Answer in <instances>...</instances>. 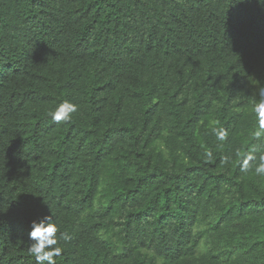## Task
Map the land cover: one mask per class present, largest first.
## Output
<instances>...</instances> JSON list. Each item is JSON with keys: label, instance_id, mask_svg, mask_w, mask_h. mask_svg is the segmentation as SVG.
<instances>
[{"label": "trees", "instance_id": "trees-1", "mask_svg": "<svg viewBox=\"0 0 264 264\" xmlns=\"http://www.w3.org/2000/svg\"><path fill=\"white\" fill-rule=\"evenodd\" d=\"M260 87V0H0V264H264Z\"/></svg>", "mask_w": 264, "mask_h": 264}, {"label": "clouds", "instance_id": "clouds-1", "mask_svg": "<svg viewBox=\"0 0 264 264\" xmlns=\"http://www.w3.org/2000/svg\"><path fill=\"white\" fill-rule=\"evenodd\" d=\"M260 3L264 5V0H260ZM256 94L259 99L254 102L252 107V112L257 122L254 136L257 139H264V87L258 88ZM77 111V104L64 101L54 111L49 112L48 116L57 124L60 122L68 123L71 121L72 114ZM215 135L219 141L226 139V132L223 129H216ZM205 155L209 159L212 158L211 151L206 152ZM253 161H256L254 166L256 175L264 176V154H260L258 159L255 155L248 154L241 162V171L248 172L250 170V162ZM222 162L227 164L229 158H223ZM30 228L29 240L32 243L28 247L29 254L35 258L36 264H55L54 257L61 256L63 251L62 244L72 239L70 234L59 230L56 218L53 215H46L39 220L32 221Z\"/></svg>", "mask_w": 264, "mask_h": 264}]
</instances>
